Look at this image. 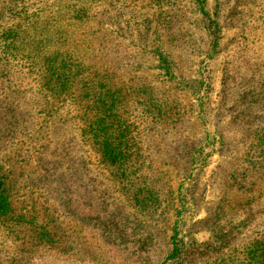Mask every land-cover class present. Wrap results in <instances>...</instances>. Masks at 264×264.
<instances>
[{
	"label": "rangeland",
	"instance_id": "1",
	"mask_svg": "<svg viewBox=\"0 0 264 264\" xmlns=\"http://www.w3.org/2000/svg\"><path fill=\"white\" fill-rule=\"evenodd\" d=\"M0 264H264V0H0Z\"/></svg>",
	"mask_w": 264,
	"mask_h": 264
}]
</instances>
